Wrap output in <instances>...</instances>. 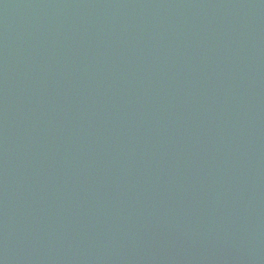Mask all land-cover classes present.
Here are the masks:
<instances>
[{"label":"water","instance_id":"1","mask_svg":"<svg viewBox=\"0 0 264 264\" xmlns=\"http://www.w3.org/2000/svg\"><path fill=\"white\" fill-rule=\"evenodd\" d=\"M0 264H264V0H0Z\"/></svg>","mask_w":264,"mask_h":264}]
</instances>
